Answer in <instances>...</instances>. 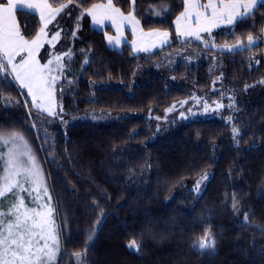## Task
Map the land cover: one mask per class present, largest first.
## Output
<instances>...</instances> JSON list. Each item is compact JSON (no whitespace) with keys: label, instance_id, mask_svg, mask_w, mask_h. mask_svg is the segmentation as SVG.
<instances>
[{"label":"trees","instance_id":"16d2710c","mask_svg":"<svg viewBox=\"0 0 264 264\" xmlns=\"http://www.w3.org/2000/svg\"><path fill=\"white\" fill-rule=\"evenodd\" d=\"M103 1L73 0L50 26L65 30L59 49L72 53L55 86L60 116L96 111L100 121L64 126L61 118H41L17 84H0L2 134L25 137L52 197L55 264H77L76 252L82 264H264V5L212 40L243 47L203 54L200 43L173 30L182 0H135L144 30L169 32L166 47L135 55L127 46L109 48L81 15ZM113 5L124 14L133 9L132 0ZM18 22L26 39L40 28L25 12ZM248 36L256 41L251 47ZM185 47L202 51L201 61L177 63L170 79L151 70ZM138 68L145 71L128 93ZM220 96L228 99L220 114L179 118L198 109L193 97L213 103ZM206 231L215 246L205 253L192 245ZM133 241L138 249L129 247Z\"/></svg>","mask_w":264,"mask_h":264},{"label":"snow or ice","instance_id":"6c2138e0","mask_svg":"<svg viewBox=\"0 0 264 264\" xmlns=\"http://www.w3.org/2000/svg\"><path fill=\"white\" fill-rule=\"evenodd\" d=\"M73 0L57 5L52 0H0V84H7L14 88L18 84L21 89H26L31 97V108L43 118L46 113L53 119L61 118V108L57 111L55 102L56 82L63 76L66 66L65 58H71V50L62 55L53 54L52 58L41 63L37 54L45 43L55 47V42L60 38L61 32L55 31L50 39L47 31L48 25L69 7ZM83 0H80L82 3ZM133 9L126 15L119 8L114 7L113 0L105 3L93 4L88 8L86 14L91 17L93 25L104 27V21L110 20L121 31V27L128 23L132 26L133 36L140 31V39L143 41L160 39V43L167 42V32L143 33L140 22L135 18V0H132ZM184 11L176 17V31L179 37L190 36L196 40H204L200 33H211L215 27L222 24L234 25L245 22L254 15L258 6L264 5V0H183ZM25 10V14L35 15L39 12L41 26L38 33L31 40L26 39L21 33L18 21L14 13ZM163 12H170L168 8ZM70 15V13H68ZM156 12V15H160ZM82 16L84 13L81 14ZM194 18V19H193ZM191 20L195 28L183 21ZM28 25L25 24V28ZM75 37L76 33H72ZM110 44L120 43L119 37L113 41L111 36L107 37ZM256 41L248 36V46L251 47ZM155 43L150 46L137 47L133 40V51L149 52ZM206 47H210L207 43ZM243 47L236 45L227 48L226 51L233 52ZM19 57V59H17ZM87 62V61H86ZM9 77L12 79L10 80ZM71 83V81H69ZM199 104L200 100L193 97ZM184 101L181 103L183 106ZM175 105L167 111L175 109ZM217 108L222 105L217 104ZM209 105L204 103V110L208 111ZM181 117L184 116L180 113ZM230 119V118H229ZM37 127V125H33ZM0 127V264H55L60 251V234L54 224V208L52 197L49 194L43 173L31 151L30 144L21 133L11 132L3 135ZM234 136L237 130L233 129ZM13 145L4 152V147ZM206 178V176H205ZM200 181H197L199 190ZM27 185L28 187H26ZM27 192L30 203L20 195ZM35 193V195H33ZM12 194L9 199L11 203L5 209L4 199ZM47 197V200H44ZM34 205V206H33ZM235 207V204L233 205ZM89 240L92 236L88 237ZM215 238L207 231L199 239L198 243L192 245L195 250L208 252L214 250ZM130 248H137L135 241ZM87 250V246L85 248ZM77 264H82L83 254L76 252Z\"/></svg>","mask_w":264,"mask_h":264},{"label":"rangeland","instance_id":"374dc122","mask_svg":"<svg viewBox=\"0 0 264 264\" xmlns=\"http://www.w3.org/2000/svg\"><path fill=\"white\" fill-rule=\"evenodd\" d=\"M221 30L222 29L213 30V31H211L210 34L209 33L200 34L202 37L205 38L204 40H196L194 37H191V40L196 41V42L200 43V45L203 46L202 47L203 54H207L205 51L209 50V49H214V50H218V51H226L227 48L221 47V46L219 47V46H216L212 43V40L214 39L215 34L220 32ZM47 31L49 32V36L46 39H50V37L54 33V31L49 26H48ZM59 31L61 32V36L55 42V47L45 43L44 46L41 47V49L39 50V52L37 54V58L40 60V62L42 64L47 62V60L51 59L53 54H60V55L63 54L60 51L59 47H60V43H61V39H62V34L64 33L65 30L63 31V29H60ZM206 43L208 45H210V47H206L205 46ZM202 51H196L192 47L180 48L178 50L171 52L169 54V56H166L163 60L153 62L152 66H151V70L163 78L170 79L173 68L177 63H184V64H188V65L198 63L202 59V56H201ZM213 56H214L213 65L215 67H213L212 69H217L219 67V64H218L219 62L217 60L220 61V56L218 57L217 54H214ZM143 71H145V69L138 68L136 70V73L132 77V80L128 83V86H129L128 87L129 88L128 93H131L133 91V89L140 83V81H141V75L140 74H142ZM61 78L58 81H60ZM114 86L122 88L124 86V84L119 82V83L114 84ZM57 91H58V89H57ZM58 93H59V91H58ZM54 96L56 99V89L54 92ZM55 102H56V106H57V111H59L62 108V103L60 102V104H59V103H57V101H55ZM31 103H32V101H31ZM207 104L209 105L208 111L204 110V103L200 101L199 104L197 102L195 104V108L197 107L198 109L192 108V109H189L188 111H185V112H179L178 116L180 119H182L184 121H189V120H194L195 118H198L201 116L206 117V116H209L211 114L215 115L216 113H217L216 115H218L222 112V110H224L225 107L228 106V99L225 100V97L223 98V96H220V98L216 99L213 103H207ZM217 104L222 105V107L217 108L216 107ZM180 113H183L184 116L181 117ZM171 114H173V112ZM57 119L59 120V118H57ZM100 119H101V115L96 111H88L85 113L70 115V116L64 115L63 117H61V121L63 123L62 125H64V126L65 125H75V124H80V123H96V122L100 121ZM11 147H13V145H11V144L4 147V152H7L8 148H11ZM0 175H2V171H0ZM25 186L28 187L27 185H25ZM195 187H197V183L195 184ZM192 189H193V187H192ZM11 195L12 194H8V197L2 198V199H4L3 207L5 209L11 203V200L9 199V197H11ZM20 195L25 198L26 203H30V197L28 196L27 192H21ZM33 195H35V193H33ZM44 200H47V198L44 197Z\"/></svg>","mask_w":264,"mask_h":264},{"label":"crops","instance_id":"0c3cea01","mask_svg":"<svg viewBox=\"0 0 264 264\" xmlns=\"http://www.w3.org/2000/svg\"><path fill=\"white\" fill-rule=\"evenodd\" d=\"M105 2H106V0L103 1V2L95 3V4H100V3H105ZM182 2H183V0H182ZM201 2H202V3H207V0H201ZM245 2H246V0H245ZM91 7H92V5H91L89 8H91ZM114 7H115V6H114ZM66 11H67V9H65V11H64L63 13H61V14L56 18V20L59 19V18H60V17L66 12ZM86 11H87V9H86ZM86 11L84 12V17L87 19L88 24H89L92 28H94L95 30H97V31H99V32H103V36H104L105 43H106V45H107L109 48L116 49V50H120L123 46H127V47L132 51V53L135 54V55H149V54L155 52L156 50H158V49H160V48L166 47V46L168 45V43H169V32L166 31V30H157V29H154V30H144V29L142 28L141 24H140V29H142V30H143V33H145V34L150 33V32H167V33H168V39H167V42L164 43V44H161V43H160V39H162V38H155L154 40H147V39H145V40L142 41V40L140 39V31H139V30L137 31L136 36H135V37L133 36L132 26H131L130 24L125 23V24L121 27V31H120L119 33L117 32V28H116V26H114L110 20H105V21H104V27L101 28V27H99V26L93 25V23H92V19H91L90 16H88V15L86 14ZM183 11H184V4H183V10H182V12H183ZM20 12H25V10L22 9L21 11H18V12H16V13H14L15 19H16L17 21H18V17H19ZM180 14H181V13H180ZM180 14H179V15H180ZM125 15H126V14H125ZM179 15H178V16H179ZM35 17L38 19V21H39V23H40V26H41V21H40L39 12H36ZM193 19H194V18H193ZM54 21H55V20H54ZM54 21H53L51 24H49L48 26L50 27V26L54 23ZM185 23L188 24V25H189L190 27H192V28H195V27H196V25H195L194 23H192L191 20H189V21H183V22H182V24H185ZM18 26L20 27L19 23H18ZM230 26H232V25L222 24L220 27H215V28H213L212 31H213V30H218V29H222V30H224V29L229 28ZM172 27H173V30L175 31V33L177 34V31H176V18H175V19L173 20V22H172ZM51 28H52V27H51ZM53 28H54V29H53L54 32H55V31H59V29H56L54 26H53ZM222 30H221V31H222ZM38 31H39V29H38ZM200 34H203V33H200ZM108 36H111V37L113 38V41H115V39L119 37V39H120V43H119V44H116V43L114 42V43L110 44L109 41H108V39H107ZM178 37H179V36H178ZM33 38H34V37H33ZM33 38H32V39H33ZM179 38H180V39H183V40H190V41H191V37H190V36L179 37ZM134 39L136 40V46H137V47L150 46V45L153 44V43H155L156 46L153 47V48L151 49V51H149V52H145V51H133V40H134ZM29 40H31V39H29ZM17 59H19V57H18ZM17 86L19 87L18 84H17ZM19 88H20V87H19ZM20 89H21V88H20ZM21 90L26 94V96L28 97V99L31 100V97L28 96V94H27V90H26V89H21Z\"/></svg>","mask_w":264,"mask_h":264}]
</instances>
